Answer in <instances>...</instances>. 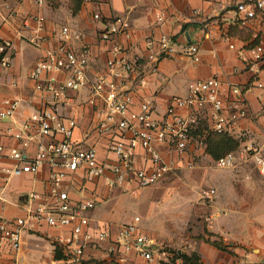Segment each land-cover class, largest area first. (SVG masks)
<instances>
[{
  "label": "crops",
  "instance_id": "obj_1",
  "mask_svg": "<svg viewBox=\"0 0 264 264\" xmlns=\"http://www.w3.org/2000/svg\"><path fill=\"white\" fill-rule=\"evenodd\" d=\"M247 1L254 0H44L43 4L37 0H0V43L11 44L10 66L0 64V103L4 99L20 100L16 114L1 123L0 145L6 148L23 150L8 131L23 129L34 113L50 109L65 121L76 122L75 144L97 146L101 158L112 163L106 140L94 132L104 114V101L94 97L91 88L98 79L111 77L107 63L114 57L115 47L122 48L129 60H138V69L125 83L126 90L137 104L150 101L157 121L166 119L174 97L188 95L191 83L210 78L224 85L227 105L240 103L247 110V116L226 134L238 143L234 167L219 168L217 160L206 152L207 147L195 139L183 156L160 146L174 169L163 181L136 195L120 188L109 189L102 178H89L80 170L64 182L71 200L96 201L95 209L88 212L90 232L110 231L112 238L93 241L78 258L66 241L71 228H53L28 220L19 249L5 242L0 247V264H153L113 240L120 227L132 223L135 217H140L141 233L163 248H179L164 264H184L177 257L193 253L201 264H264V167L257 162L264 161V89L255 85L257 79L264 81V8L257 10V17L249 25L242 26L238 5ZM160 14L165 15L163 23L158 22ZM39 18L44 19L42 27ZM118 18L128 21L127 31L110 41L102 40L107 25ZM65 26L73 33L68 47L79 53L87 48V86L68 90L52 101L47 92L35 90L30 73L38 61L59 48L60 31ZM162 37L179 45L196 44L200 62L195 63L182 49L174 55H160ZM258 52L262 54L260 61L255 59ZM231 86L239 87L241 95L229 91ZM212 124L210 109H206L199 116L195 134L207 139L214 132ZM35 131L32 125L29 132ZM40 140L49 141L35 137L25 150L27 160L35 154ZM55 140L60 142L63 137ZM189 160L195 163L193 169L187 167ZM16 165L15 159L0 157V215L9 222L30 217L32 193H41L52 202L48 197L50 166L7 179L2 169ZM135 165L150 167L143 151ZM182 172L186 173L181 179L186 180L181 186V202L170 209L171 213L163 214L161 204L175 195L169 193L166 183ZM210 189L216 194L205 201L202 194Z\"/></svg>",
  "mask_w": 264,
  "mask_h": 264
},
{
  "label": "built area",
  "instance_id": "obj_2",
  "mask_svg": "<svg viewBox=\"0 0 264 264\" xmlns=\"http://www.w3.org/2000/svg\"><path fill=\"white\" fill-rule=\"evenodd\" d=\"M43 4L44 0H37ZM264 8V0L242 2L238 5L242 17L239 24L249 25L256 17L257 10ZM95 18L100 20V15ZM165 15L158 16V22L163 23ZM42 27L43 18L37 19ZM129 28L126 19L118 18L107 25L101 34L102 40L110 41L115 35L124 33ZM72 30L65 26L60 31L61 44L56 51L48 53L47 57L38 61L33 67L30 78L35 81V90L47 92L50 99L64 96L68 90L79 91L87 86L88 54L84 47L76 52L68 47ZM149 44H153L149 42ZM160 55L169 56L178 53L179 49L195 63L200 62L199 47L196 44L179 45L168 37L159 41ZM10 43H0V64L9 67L11 55ZM114 57L107 63L110 78L98 79L91 88L94 97H101L105 110L103 117L95 127L97 137L106 140V149L112 163L103 160L95 145H77L72 139L76 122L64 120L56 112L44 109L34 113L30 123L23 129L8 133L19 140L23 150L6 148L0 145V157L9 156L17 161V165L2 169L6 178L20 177L25 173H38L48 164L51 168L48 198L41 193H32L29 200L33 208L28 219H17L14 222L5 220L0 215V233L3 243H8L17 250L21 246L22 234L29 221L45 222L53 228H71L67 244L78 258L83 256L84 249L93 241H105L112 238L110 231L90 232L88 212L95 209L97 203L93 199H82L73 203L69 190L64 182L72 174L83 170L89 178H102L109 189H124L132 195L157 185L174 169V164L168 161L160 150L164 146L168 151L183 156L187 153L194 140L204 148L206 137L196 135L200 114L210 109L213 120L212 130L219 134H230L240 119L247 116V110L240 103L227 105L224 96L227 93L224 85L216 78L197 80L190 84L189 93L184 97H174L166 111V119L157 121L150 101L138 103L132 93L126 90V81L137 70L138 60H129L120 47L114 48ZM255 59H262L261 52ZM253 71V69H252ZM50 76L44 78V75ZM257 88L264 89V81H255ZM235 96L241 95L239 87H229ZM20 106L18 98L4 99L0 103L1 123L13 117ZM186 111V114L181 112ZM35 125V134L29 131ZM62 141H56L57 136ZM198 136V137H197ZM35 137L49 139L48 142L38 141L35 154L27 160V150ZM144 152L150 162L149 168H138L135 161ZM237 156L231 152L216 161L219 168H230L236 164ZM258 164L264 167L263 159ZM187 167L193 169L195 163L188 161ZM262 167V168H263ZM83 191V190H82ZM216 194L210 189L202 194L205 201L211 200ZM140 217H135L132 223L120 227L113 238L115 243L123 245L126 251H135L140 257L153 264H164L170 253L161 247L151 236L139 231ZM16 264H47L41 262H26Z\"/></svg>",
  "mask_w": 264,
  "mask_h": 264
},
{
  "label": "trees",
  "instance_id": "obj_3",
  "mask_svg": "<svg viewBox=\"0 0 264 264\" xmlns=\"http://www.w3.org/2000/svg\"><path fill=\"white\" fill-rule=\"evenodd\" d=\"M138 69V65H137ZM206 152L210 154L214 159L218 160L221 157L226 156L227 154L234 152L238 148V143L231 139L226 134H219L216 132L210 133L206 139ZM213 245L220 247V244L217 242H212ZM183 261L184 264H201L200 258L197 254L193 253L192 255L182 254L177 257Z\"/></svg>",
  "mask_w": 264,
  "mask_h": 264
},
{
  "label": "rangeland",
  "instance_id": "obj_4",
  "mask_svg": "<svg viewBox=\"0 0 264 264\" xmlns=\"http://www.w3.org/2000/svg\"><path fill=\"white\" fill-rule=\"evenodd\" d=\"M186 172H182L179 173L177 175L173 176V179H170L164 183H166V187L169 188L170 192L169 193H175L174 197H172V199H170V201L168 203L165 204H161V209H162V213L163 214H168L171 213L170 209H176V206L181 202V195L182 193V185L184 184L186 179H181L185 176ZM163 183V184H164ZM180 195V196H179ZM165 249H167L166 251H168L170 254H176L179 248H175V247H170V246H166ZM172 264H176L175 262H172Z\"/></svg>",
  "mask_w": 264,
  "mask_h": 264
}]
</instances>
